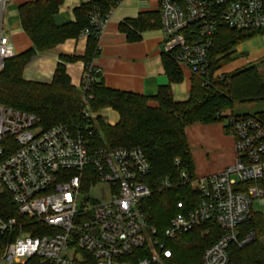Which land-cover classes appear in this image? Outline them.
<instances>
[{"label": "built area", "instance_id": "built-area-1", "mask_svg": "<svg viewBox=\"0 0 264 264\" xmlns=\"http://www.w3.org/2000/svg\"><path fill=\"white\" fill-rule=\"evenodd\" d=\"M10 1L0 0L1 14ZM122 1L115 0V7ZM158 2L163 52L191 73L208 74L218 26L264 28V0ZM111 12L106 17L99 7L91 12L99 37ZM12 56L11 40L0 28V71ZM93 80L91 70L85 71L81 89L88 119L94 118L88 107ZM223 115L225 130L234 138L235 162L218 174L197 177L193 186L202 199L191 209L178 202L180 211L164 232L172 239L216 221L226 233L205 249L203 264H229L231 242L252 243L255 231L240 238L238 226L256 211L255 202L264 205V122L231 111ZM38 123L34 114L0 104V193L8 191L25 218L0 217V264H168L172 250L144 211L152 190L143 181L151 170L143 150L92 151L85 135L68 125L43 130ZM84 179L94 182L85 187ZM96 183L110 185L108 199L89 196ZM164 185L171 187L169 181Z\"/></svg>", "mask_w": 264, "mask_h": 264}, {"label": "trees", "instance_id": "trees-1", "mask_svg": "<svg viewBox=\"0 0 264 264\" xmlns=\"http://www.w3.org/2000/svg\"><path fill=\"white\" fill-rule=\"evenodd\" d=\"M63 2L32 0L19 5L21 25L33 47L5 60L0 71V104L34 114L43 130L59 123L68 125L73 132L85 135L92 151L100 147H140L151 165L150 172L143 177L152 190L150 198L144 203V211L150 225L157 229L158 235L172 250L168 264H203L205 249L226 233L216 221L209 220L172 239L164 237L170 220L180 211L177 203L182 202L186 209H191L202 199L193 186L197 176L186 128L195 123H221L225 112L236 113V104L264 103V78L257 65L249 64L229 72H220L231 61L235 48L256 35H264V28L236 30L218 26L209 52L208 74L192 73L189 97L179 101L174 98L171 85L182 80L183 72L174 57L164 52L163 64L169 83L160 86L155 95L147 96L106 86L92 64L100 52V37L99 29L91 23V12L99 7L102 17H106L115 8V0L83 2L74 9V22L57 25L54 15ZM159 16V11L157 14L143 12L137 20H130V24L144 31L159 26ZM120 28L128 33L130 39L139 38L125 24H121ZM83 34L87 35L85 54L61 55L63 62L58 63L52 82L24 79V67L37 52ZM78 60H82L85 71L91 70L94 76L88 92L91 96L88 99L89 110L98 113L104 108H112L119 114V121L115 125L100 115H97V124L84 115L86 103L82 89L71 83L65 66L66 62ZM248 115L264 122V109ZM166 181L171 183V187H165ZM92 182L94 179H84L83 185L87 187ZM0 217L3 220H25L6 190L0 193ZM250 230L256 233L252 243L243 247L234 242L229 244V264H264L262 212H253L248 220L238 226L239 237ZM43 233L48 231L44 229Z\"/></svg>", "mask_w": 264, "mask_h": 264}, {"label": "crops", "instance_id": "crops-1", "mask_svg": "<svg viewBox=\"0 0 264 264\" xmlns=\"http://www.w3.org/2000/svg\"><path fill=\"white\" fill-rule=\"evenodd\" d=\"M26 1L32 0H11L0 18V28L4 34H8L14 55L33 47L21 25L18 11L19 5ZM87 1L89 0H64L54 15L55 23L63 25L74 22V9ZM158 7V0H123L113 8L99 40L100 52L92 62L106 86L152 96L158 92L160 86L169 83L163 64L161 19L159 26L144 31H139L130 24V20H137L143 12L157 14ZM121 24H125L139 38L130 39L128 33L121 30ZM86 47L87 35L83 34L77 38H69L51 49L39 51L25 65L23 77L28 81L50 83L58 63L63 62L61 55L83 56ZM65 66L71 83L81 88L85 72L84 62H66ZM179 66L183 77L180 82L171 85V90L176 100L184 101L189 97L192 73L184 66ZM257 67L262 72L260 65ZM96 115L104 117L111 125L119 121L118 112L110 107L102 109ZM224 130L223 123H195L186 128L198 178L218 174L235 162L234 138L230 134L226 136ZM218 148L224 149L220 153L221 157L211 158L210 152Z\"/></svg>", "mask_w": 264, "mask_h": 264}, {"label": "rangeland", "instance_id": "rangeland-1", "mask_svg": "<svg viewBox=\"0 0 264 264\" xmlns=\"http://www.w3.org/2000/svg\"><path fill=\"white\" fill-rule=\"evenodd\" d=\"M264 35H256L255 37L243 42L239 45V47H236L235 50L231 53V61L223 66V68L220 70V72H229L237 68H242L245 65L249 64H255L260 65L261 67V75L264 78ZM264 109V103H252V104H245L235 105V112L236 113H250L255 114L257 111ZM230 111L225 112L229 113ZM94 118L93 120L96 122L97 115L95 112H92ZM104 118V117H103ZM105 119V118H104ZM221 123L224 124V121ZM225 134L227 133L226 130ZM226 136H229L228 133ZM224 149L218 148L216 150H213L210 152L211 158H219L220 153ZM213 161V160H212ZM111 188L108 183H96L90 187L89 196L95 200H106L110 197ZM255 208L256 211L262 212L264 214V205L258 204V202H255ZM262 241L264 242V236L262 238Z\"/></svg>", "mask_w": 264, "mask_h": 264}]
</instances>
